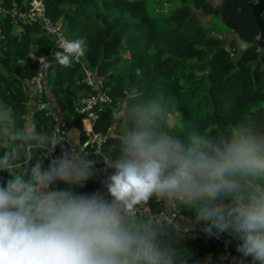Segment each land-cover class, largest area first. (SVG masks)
<instances>
[{"label":"clouds","instance_id":"clouds-1","mask_svg":"<svg viewBox=\"0 0 264 264\" xmlns=\"http://www.w3.org/2000/svg\"><path fill=\"white\" fill-rule=\"evenodd\" d=\"M61 47L65 68L84 55L82 40ZM117 119L114 150L90 152L0 101V264H190L196 227L264 264V123L171 132L165 101L135 89Z\"/></svg>","mask_w":264,"mask_h":264},{"label":"trees","instance_id":"trees-1","mask_svg":"<svg viewBox=\"0 0 264 264\" xmlns=\"http://www.w3.org/2000/svg\"><path fill=\"white\" fill-rule=\"evenodd\" d=\"M13 2L19 9L24 0H1L0 6L8 10ZM43 2L46 15L54 23L63 19L68 36L84 42V55L80 62L72 60V65L65 68L53 55L62 51L43 32L39 20L18 18L15 22L8 13L2 17L5 36L0 40V101L13 106L25 120L31 113L37 127L53 125L51 116H56L73 142L83 144L87 139L83 116L76 111L78 92L84 89L88 94L93 92L84 81L83 63L95 80H101V90L112 100L102 105L93 122L94 131L105 135L101 146L105 153L114 150L113 137L123 125L117 119V109L126 90L161 97L171 132L189 127L223 129L243 119L264 123V67L253 63L257 55L254 48L238 55L232 46L223 45L220 33L215 30L214 20L219 17L214 14L218 10L211 2ZM150 3L156 6L167 3L169 7L165 12L152 14ZM224 18L229 21L226 13ZM224 49L230 50L229 58L222 56ZM38 73L43 75L44 89L34 94L31 81ZM33 101L39 106L30 110ZM90 158L100 159L94 154ZM0 176L7 178L3 172ZM96 187L97 183L88 182L81 191ZM182 214L194 219L189 210H183ZM230 240L229 251L238 254L236 242ZM183 245L191 254L190 264H204L209 256L217 264L218 250L202 231L189 234Z\"/></svg>","mask_w":264,"mask_h":264},{"label":"built area","instance_id":"built-area-1","mask_svg":"<svg viewBox=\"0 0 264 264\" xmlns=\"http://www.w3.org/2000/svg\"><path fill=\"white\" fill-rule=\"evenodd\" d=\"M3 10L9 13L10 16L12 17L18 16L19 18L27 19L29 21L39 20L43 26L44 32L50 37L55 36V44L57 48L61 51H63L61 45L65 41H71L68 39L66 35L67 31L62 25V22L58 20L57 22L54 23L51 20V18H49V16L46 15L45 5L42 0H27V8L24 9L22 12L17 9L15 3H12L11 8L8 10H5L2 7H0V12ZM4 36H5L4 32L2 31L0 25V40L3 39ZM82 56H80L78 59L74 57H72L71 59L80 62ZM82 69L84 73V81L89 86H91L93 90L92 93L88 94L86 97H83L77 103L76 111L82 114L83 128L87 133V139L83 142L82 145L85 147H89V148L94 147V149L101 150V146L105 141V135H103L100 132L94 131L93 122L94 120H96L97 112L101 110L102 105L112 100L111 97L106 92L101 90L102 87L101 80L100 79L95 80L92 76V71L84 63L82 64ZM31 83L34 85V89H33L34 94H40L43 91L44 83H43V75L41 73L35 75ZM45 115L48 116L49 112H46ZM51 119L53 120L54 123L53 125L64 127V123L61 120H59L56 116H51ZM89 151L91 150L89 149ZM198 230H200L199 227H196L192 232ZM205 236L210 240L219 242L225 248L228 254L229 264H240L239 255L235 253H231L229 251L230 243L227 241L226 236L221 235L219 238L209 237L206 234ZM197 264H201V263H197ZM217 264H225V263L223 259L219 257Z\"/></svg>","mask_w":264,"mask_h":264},{"label":"flooded vegetation","instance_id":"flooded-vegetation-1","mask_svg":"<svg viewBox=\"0 0 264 264\" xmlns=\"http://www.w3.org/2000/svg\"><path fill=\"white\" fill-rule=\"evenodd\" d=\"M205 1L220 2V0ZM252 6H254V12L259 17L260 23H258L253 15ZM225 13L229 21H225ZM214 15L217 16L218 14L215 13ZM217 21L224 26V31L220 34L225 35L231 30H235L242 39L247 42H253L250 47L245 48V51L254 48L257 55L253 63H259L261 67H264V55L260 57V52L264 51V39L260 37L262 32L261 25L264 28V0H228V4L223 13V20L218 18ZM234 26H236L237 29ZM229 45L237 50L238 45L236 40H233Z\"/></svg>","mask_w":264,"mask_h":264},{"label":"water","instance_id":"water-1","mask_svg":"<svg viewBox=\"0 0 264 264\" xmlns=\"http://www.w3.org/2000/svg\"><path fill=\"white\" fill-rule=\"evenodd\" d=\"M208 2H211L213 4L214 8L218 10V17L220 20H223V13H224L225 7L228 4V0H220V2H217V3L213 2V1H208ZM26 3H27V0H24L23 5L19 8V10L21 12L24 10V5ZM252 12H253L254 17L258 21V23H260L259 17L254 12V6H252ZM261 21H262V19H261ZM261 28H262V32H261L260 37L264 39V28L262 27V25H261ZM219 37L221 39H223V43H224L223 45H228L233 40H236L237 45H238V47H237V54L238 55L245 52V48L250 47L253 44V42H247L244 39H242L240 37L239 33L235 30H231L230 32L226 33L225 35L220 34ZM51 38L53 40H55V36H51ZM263 53H264V51L260 52V57L262 56ZM211 241H212V243H214L215 247L217 248L219 256L223 259L224 263H228V254H227L225 248L219 242H215L213 240H211ZM227 241L230 243L231 242L230 238H227Z\"/></svg>","mask_w":264,"mask_h":264},{"label":"rangeland","instance_id":"rangeland-1","mask_svg":"<svg viewBox=\"0 0 264 264\" xmlns=\"http://www.w3.org/2000/svg\"><path fill=\"white\" fill-rule=\"evenodd\" d=\"M1 1V0H0ZM13 3H15V2H13ZM16 4V3H15ZM173 4V3H172ZM17 6V5H16ZM173 6H174V4H173ZM1 7V6H0ZM168 7H169V5L167 4V3H164L163 5H161V6H156V5H154L153 3H150V5H149V9H150V11H151V13L152 14H154V13H156V12H165L167 9H168ZM4 9V8H3ZM17 9H18V7H17ZM19 10V9H18ZM7 12L6 11H1L0 12V25L2 24V17L6 14ZM73 12H71L70 14H72ZM9 14V13H8ZM197 13L196 12H193V16L194 17H197V15H196ZM10 15V14H9ZM11 18H13L14 20H15V22H16V20L19 18L18 16H16V17H12V16H10ZM20 19H22V18H19V20ZM23 20H25V19H23ZM59 21H61L62 22V25H63V19H59ZM214 22H215V30L218 32V33H222L223 31H224V26H222L218 21H217V19H215L214 20ZM44 32V31H43ZM66 35H67V37H68V39L69 40H71V41H74L75 40V38H72V37H70V36H68V34H67V32H66ZM52 42L53 43H55V40H53L52 39ZM221 54H222V56H224L225 58H229L230 56H231V53H230V50H228V49H224V50H222L221 51ZM127 55V54H126ZM114 116L116 117V114H114ZM120 126H123V125H120ZM225 264H228V263H225Z\"/></svg>","mask_w":264,"mask_h":264},{"label":"crops","instance_id":"crops-1","mask_svg":"<svg viewBox=\"0 0 264 264\" xmlns=\"http://www.w3.org/2000/svg\"><path fill=\"white\" fill-rule=\"evenodd\" d=\"M43 1V0H42ZM52 39V38H51ZM55 44V43H54ZM41 59H43V57L41 58ZM43 72H45V69L43 70ZM45 76V75H44ZM88 95V92L84 89V90H82V91H80V92H78V96H77V99H78V101H80L83 97H86ZM77 101V102H78ZM31 104V107H30V110H33V109H35V108H37V106H39L38 105V103L37 102H31L30 103ZM27 121L28 122H33V116L31 115V113L28 115V118H27ZM120 128H122V126L120 127ZM212 242V241H211ZM214 244V243H213ZM220 257V256H219ZM218 257V258H219Z\"/></svg>","mask_w":264,"mask_h":264}]
</instances>
